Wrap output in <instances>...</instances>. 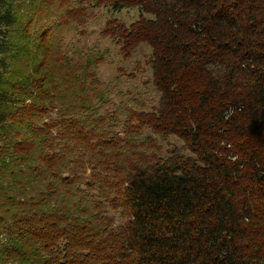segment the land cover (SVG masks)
<instances>
[{
	"label": "trees",
	"instance_id": "obj_1",
	"mask_svg": "<svg viewBox=\"0 0 264 264\" xmlns=\"http://www.w3.org/2000/svg\"><path fill=\"white\" fill-rule=\"evenodd\" d=\"M101 9L151 49L110 113ZM0 264H264V0H0Z\"/></svg>",
	"mask_w": 264,
	"mask_h": 264
},
{
	"label": "rangeland",
	"instance_id": "obj_2",
	"mask_svg": "<svg viewBox=\"0 0 264 264\" xmlns=\"http://www.w3.org/2000/svg\"><path fill=\"white\" fill-rule=\"evenodd\" d=\"M139 14L136 10H124L114 13L104 9L98 11L96 18L88 24L85 36L69 35L65 38V50L72 57L78 58L80 54L103 55V64L97 67L96 73L103 84V89L112 91L110 105L105 107L103 113L113 112L117 107L129 104L130 99H146L150 93H146L144 83L152 72L147 64V57L151 49L146 45L138 47L131 59H124L118 47L112 39L103 37L102 31L108 22L114 20L120 24L130 26L135 22ZM172 142H176L173 140Z\"/></svg>",
	"mask_w": 264,
	"mask_h": 264
}]
</instances>
